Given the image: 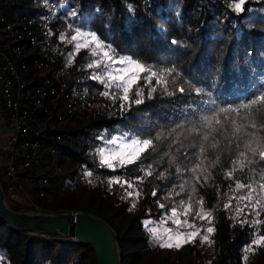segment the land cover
I'll return each instance as SVG.
<instances>
[{
    "label": "trees",
    "instance_id": "1",
    "mask_svg": "<svg viewBox=\"0 0 264 264\" xmlns=\"http://www.w3.org/2000/svg\"><path fill=\"white\" fill-rule=\"evenodd\" d=\"M55 1L59 6L53 28L55 44L62 42L61 34L70 37L72 29L92 31L111 46L115 58L131 57L150 67L157 77L151 84L140 79L129 93V101H123L122 91L115 86L106 89L92 78L94 73L101 75V69L87 66L95 58L84 50L75 57V69L91 76L89 96L94 105L86 114L68 119L66 128L77 139L64 162L65 184L54 188L48 197L35 200L36 204L48 212L84 211L106 220L118 235L121 264H264V247L247 253L248 261H244V249L255 238L258 226L240 222L230 207H225L226 196L247 192L232 191L237 180L258 181V173L264 170V161L249 153L254 163L237 170L232 178L226 175L239 151L245 150L244 142L252 139L248 134L264 138V128L260 127L264 113H253L256 128L237 118L239 131L227 120L211 127L205 120L219 107L247 103L264 93V0H243L242 11L234 7L240 0H226V4L219 0L203 4L198 0H154L147 4L140 0ZM67 45L71 51L72 45ZM161 76L166 83L157 84ZM136 87L143 88L140 104L132 102L138 98ZM105 91L108 96L102 95ZM132 138L152 140V147L126 167L113 171L101 166L99 149L115 147L107 143L113 139ZM217 157L219 161L213 164ZM201 160V169L194 173L192 169ZM147 171L152 174L146 176ZM21 173L26 174L23 169ZM116 176L132 181L134 189L127 191L138 190L139 198H123L127 186L113 185L110 189L107 180ZM0 181L4 186L1 174ZM189 197L193 205L186 217L189 222L199 219L196 201L200 198L204 211H213L209 245L216 254L212 257L208 254L211 249L202 247L200 239L180 248L160 247L144 226L145 220L163 218ZM133 200L135 208L131 207ZM11 208L30 210L19 205ZM262 214L264 221V211ZM179 218L185 219L183 215ZM259 228L264 235V223ZM0 259L3 264H96V253L90 244L13 228L0 216Z\"/></svg>",
    "mask_w": 264,
    "mask_h": 264
},
{
    "label": "built area",
    "instance_id": "2",
    "mask_svg": "<svg viewBox=\"0 0 264 264\" xmlns=\"http://www.w3.org/2000/svg\"><path fill=\"white\" fill-rule=\"evenodd\" d=\"M140 1L147 4L154 0ZM57 3L49 0L46 9L14 15L24 0H0V124L9 132L3 148L2 187L10 206L14 203L34 212L44 210L33 194L46 198L65 184L64 162L77 139L66 128L68 119L86 114L94 105L89 96L91 76L76 70L75 61L68 63L66 42L54 43ZM238 196L242 195L225 197L235 214L237 206L244 207L245 203L233 199ZM239 216L249 222L255 219L250 207H244Z\"/></svg>",
    "mask_w": 264,
    "mask_h": 264
},
{
    "label": "snow or ice",
    "instance_id": "3",
    "mask_svg": "<svg viewBox=\"0 0 264 264\" xmlns=\"http://www.w3.org/2000/svg\"><path fill=\"white\" fill-rule=\"evenodd\" d=\"M243 0H240L239 3L234 5L235 9L238 11H242ZM69 28L72 29V26L69 25ZM73 34L68 37L65 34H61L60 40L62 42H66L72 45V50L69 51L67 56L68 63H72L77 55L82 50H88V53L91 57L95 59L91 60L88 63L89 68H102L101 75L93 74L92 78L99 80L104 84L106 89H110L115 86L117 89L122 91L123 95L120 97L123 101H129L130 96L129 93L133 90V88L139 84L140 79H144L146 84H151L152 78L157 77V73L153 71L150 67H146L144 64L140 63L137 60H133L131 57H120L115 58L114 51L111 49L110 45H105L103 41L96 35L95 32L92 31H82L80 28L72 29ZM114 65H121V67H114ZM103 66V67H102ZM171 71V70H170ZM143 73H149L147 76H142ZM157 84L166 83L163 80V77H159L156 80ZM183 91V89H180ZM155 91V88H151L149 91V97L151 96V92ZM200 92V89L196 90ZM102 95L108 96L109 92L105 91ZM135 95L138 97L134 101L135 104H140L143 102V88L136 87ZM113 99L116 98L115 95L112 96ZM124 105H121L123 107ZM256 111H260L264 113V93L256 95L247 103H239L235 106L228 107H219L213 115L205 118L206 126L211 127L213 123L217 125H223L224 120L231 122V124L236 127L237 118L246 119L248 121V127L256 128L257 123L253 118V113ZM223 118V119H222ZM261 128H264V122L260 125ZM236 130L239 131V127H236ZM252 137V139H248L244 142V149L239 151L236 159H234L231 163L233 165L232 170L227 172L226 175L228 178H232L234 173L239 170L243 171L246 167L254 163L253 159H249V153L252 157L259 156L261 161H264V138L258 139L256 137V133L248 134ZM204 139L207 140L208 136L205 135ZM107 143L114 145L115 147L106 149L101 148L98 151V155L100 158L101 166L116 170L118 167H126L128 164L135 163L143 152L147 151L150 147H152V140L145 139L140 140L138 138H132L129 140L117 141L113 139L108 141ZM256 145L253 147V145ZM212 147H216L215 144ZM204 149L201 148V152ZM219 161V157H217L216 161L212 163L215 164ZM203 164V160L200 163L196 164L192 171L195 173L198 169H201ZM179 171V169H178ZM253 171H255L253 169ZM151 171L145 172L146 176L151 175ZM91 175V173H88ZM259 180L257 181L255 178H250L248 183H241L239 180L235 182V187L232 189L233 192H239L240 190L246 189L247 192L245 195L233 197V199H237L244 203V207H250L253 211V214L256 217H259L260 210H264V170H261L258 173ZM138 180L142 181V177H138ZM199 177H197V180ZM205 180H207V176H205ZM108 186L111 189L113 185H120L121 188H125V196L123 198H139L140 192L138 190L127 191V189H134V184L130 180H124L120 176L112 177L107 180ZM181 191H183V185H181ZM195 188H193V192ZM156 193L153 192V195ZM179 194V193H177ZM196 203L200 206L199 211L196 212V216L200 219H209L211 217L210 212H206L203 209V198H200ZM136 201L133 200L132 208H135ZM231 204H226L225 207H230ZM160 208H165L164 204L159 205ZM192 198L189 197L187 201L181 200L178 206H173L169 211L171 216H165L160 224L157 226H152L154 222L151 220H145L144 226L147 231L151 234L152 238L159 242L160 247L167 248H180L184 243L193 242L194 238L200 235V229L194 223H190L187 220V216L192 213ZM244 207L237 206L236 214L237 216L241 215L244 211ZM131 210V209H130ZM183 215L185 219L181 221L179 217ZM172 218L173 223L177 225V230L173 231L167 227H164L161 231V226L166 224L168 219ZM242 223H246L247 221H241ZM264 223L260 219H253L251 224L255 227ZM187 227L189 229H194L191 232H182L179 231L181 227ZM208 233H212L214 229L212 227H208L206 229ZM166 237V238H165ZM202 239L205 242H210L208 236H203ZM264 247V235L259 234V229L257 228V232L255 234V238L252 239L251 243L244 249L246 255L244 257L245 262H247L248 256L247 253H254L258 248Z\"/></svg>",
    "mask_w": 264,
    "mask_h": 264
},
{
    "label": "water",
    "instance_id": "4",
    "mask_svg": "<svg viewBox=\"0 0 264 264\" xmlns=\"http://www.w3.org/2000/svg\"><path fill=\"white\" fill-rule=\"evenodd\" d=\"M3 188L0 181V216L13 228L62 241L90 244L96 253V264H121L118 235L106 220L84 211H16L7 203Z\"/></svg>",
    "mask_w": 264,
    "mask_h": 264
},
{
    "label": "rangeland",
    "instance_id": "5",
    "mask_svg": "<svg viewBox=\"0 0 264 264\" xmlns=\"http://www.w3.org/2000/svg\"><path fill=\"white\" fill-rule=\"evenodd\" d=\"M48 3H49V0H24V4H23L22 6H19V7L15 8V10H14V15L17 14V13L27 12V11H30V10H33V9H38V8H44V9H46V8H48ZM84 51L88 52V50H84ZM88 54H89V53H88ZM89 56H90V55H89ZM93 58H94V57H93ZM102 67H103V66H102ZM114 67H121V65H114ZM100 69H101V70H100V72H101L100 74H103V73H102V68H100ZM92 108H93V107H92ZM5 132H8V129H7L5 126H0V174H1V177L3 178V180H4V172H3L2 164H3L4 153H3V149H2V147H4V145H6L5 143H6V141H7V137H6V133H5ZM120 141H123V140H120ZM118 142H119V141H118ZM112 148H113V147H112ZM17 165H18L19 168H22V166H21V162H20V161L17 162ZM243 194H244V193H243ZM33 196H34V200L37 201L38 197L36 196V194H33ZM11 205L14 206V203H12ZM24 209H25V207H24ZM23 211H25V210H23ZM263 211H264V210H260V215H259V217L263 215V214H262ZM45 212H48V211H45ZM61 212H65V211H61ZM61 212H60V211H59V212L57 211V212H53V213H61ZM207 212H210V213H211V217H210L209 219H200V218H199L198 220L190 221V223H194V224L197 226V228L200 229V235L196 236V237L194 238V240L200 239L201 242H202V247L208 248L209 250L211 249V251H210L208 254H209L210 257H212L213 255L216 254V253H215V248H213L212 246L209 245L210 242H205V241L202 239L203 236H208L209 241L212 240V234H213V232H212V233H208V232L206 231V229H207L208 227H212V228H213V221H212V218H213V211H212V210H208ZM167 216L170 217L171 214H168ZM164 217H165V216H164ZM164 217H163V218H164ZM236 217L239 219L240 222H241V221H247V222H249V220H246V219L244 218V216H237V215H236ZM259 217H256V216H255L254 218H255V219L258 218V219H260L261 221H263V218H261V217L259 218ZM163 218L153 221L154 223H153L152 225H150V227L159 225V224H160V221H161ZM179 219H180V218H179ZM180 220H181V219H180ZM151 221H152V220H151ZM181 221H182V220H181ZM259 226H261V224L258 225V229H259V234L262 235V233H261V228H259ZM164 227H167V228H169V229H172L173 231H176V230H177V225L173 223V219H172V218H169L168 221H167V223L161 226V231H162V229H163ZM184 229L186 230L185 233H187V232H191V231H194V229H189V228H187L186 226H185V227H181V228H179V231H182V232H183ZM256 232H257V229L255 230V234H256ZM150 237H151V239L153 240V242H154L155 244H159V242H157L156 240H154V239L152 238L151 234H150ZM165 238H166V237H165ZM194 240H193V241H194ZM184 244H186V243H184ZM184 244H183V245H184ZM244 252H245V251H244ZM245 255H246V253H245ZM245 255H244V257H245ZM244 261H245V260H244ZM247 261H248V259H247ZM246 264H247V263H246Z\"/></svg>",
    "mask_w": 264,
    "mask_h": 264
},
{
    "label": "crops",
    "instance_id": "6",
    "mask_svg": "<svg viewBox=\"0 0 264 264\" xmlns=\"http://www.w3.org/2000/svg\"><path fill=\"white\" fill-rule=\"evenodd\" d=\"M0 126H3V125L0 124ZM5 133H6V137H7L9 132H5ZM5 144H6V143H5ZM4 146H5V145H4ZM3 148H4V147H2V149H3ZM3 153H4V151H3Z\"/></svg>",
    "mask_w": 264,
    "mask_h": 264
}]
</instances>
